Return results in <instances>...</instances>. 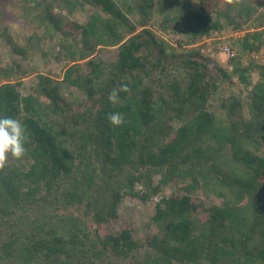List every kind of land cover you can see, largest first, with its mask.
<instances>
[{
    "label": "trees",
    "instance_id": "16d2710c",
    "mask_svg": "<svg viewBox=\"0 0 264 264\" xmlns=\"http://www.w3.org/2000/svg\"><path fill=\"white\" fill-rule=\"evenodd\" d=\"M208 3L15 0L33 28L19 42L0 5V36L20 60L63 62L55 78L0 57V116L28 137L0 166V264H264L263 56L235 55L229 69L198 44L233 27L241 51L258 52L264 6ZM127 199L155 201L144 237L133 221L112 229Z\"/></svg>",
    "mask_w": 264,
    "mask_h": 264
},
{
    "label": "rangeland",
    "instance_id": "374dc122",
    "mask_svg": "<svg viewBox=\"0 0 264 264\" xmlns=\"http://www.w3.org/2000/svg\"><path fill=\"white\" fill-rule=\"evenodd\" d=\"M15 0H1L0 5L3 6V9L7 10L10 15V19L6 20L5 24L8 26V34L12 36L17 42L21 41L23 37L28 36L32 31L33 28L29 23L24 22L21 20L20 10L17 8V6L14 4ZM261 5L264 6V0H256ZM219 3V5L222 6L224 4V0H210V4H207L208 9H210L212 6L211 3ZM198 4V3H197ZM58 12V10H57ZM76 20L83 22L87 18V13L85 11H77L74 14V17ZM66 21V20H65ZM233 27H229L227 31L221 35V39H223L224 43L230 42L231 46L233 47L235 53L237 56L242 55L243 51H241V45L239 42V38H241L242 34H235L233 32ZM209 41V39H207ZM213 40V39H212ZM219 40H214L211 44L215 45ZM199 45H202V48H206L209 43L206 41V39L201 40ZM51 49H53V52L55 51L56 44L55 42H50L48 45ZM118 52L117 47H110L106 48L101 53L105 58H112L114 54ZM0 57L2 58L4 63L13 62V61H19L21 59L20 55L15 53L13 51L12 45L8 42H6L5 38L0 36ZM244 60L245 63L250 61L251 57H248L244 54ZM216 60V62L223 66L227 67L229 69L232 68V65L229 64V61H227V57L223 53H217L215 57L213 58ZM22 66L24 69L28 70L30 67L37 63L42 69L48 71L50 69L54 75L55 78H61L62 77V66L63 62L59 59H56L53 56V59L49 64H46L45 60L41 55H36L34 59L30 62L26 60H20ZM257 72H253V77H257ZM36 76L30 75L26 78L25 84L26 86L22 88V92L26 94L28 92V87L35 81ZM225 85H227L225 88H228L227 90H231L235 93L236 96L240 98V100H244V96L246 95V91L243 90L242 93H238L235 90H233L231 87H234V85H228L226 82ZM65 96L69 98V95L67 94L68 89L64 88ZM230 92V93H231ZM244 114L248 117V113L245 111ZM169 192V189L166 191ZM264 200V199H263ZM155 212V201H151L148 204H144L140 202L138 199H127L124 200L119 205V220L113 222V230L115 232H120L122 228V223L126 221H133L136 227V236L137 237H144L148 231L152 228L151 224V217Z\"/></svg>",
    "mask_w": 264,
    "mask_h": 264
},
{
    "label": "clouds",
    "instance_id": "9594fccd",
    "mask_svg": "<svg viewBox=\"0 0 264 264\" xmlns=\"http://www.w3.org/2000/svg\"><path fill=\"white\" fill-rule=\"evenodd\" d=\"M233 32L239 35L245 34V31L233 30ZM218 42L219 44L220 43L228 44L234 51L230 42L224 43V41H221V40H219ZM217 44L218 43H216V45ZM263 49H264V44L259 51ZM244 54L248 57H251L247 53L244 52L243 56L241 55L243 60H244L243 58ZM235 55L237 54L235 53ZM231 59H227L230 65H232ZM259 59L261 60V57ZM263 60H264V55H263ZM108 99L112 104H116L119 99L118 91L116 89H113V91L109 94ZM107 119L113 126H119L124 122L123 115L120 112H110L107 116ZM27 139L28 137L26 134L25 126L19 120L13 117H10V116H0V166H2L6 162L9 156H12L15 158L22 157L26 152L25 145H26Z\"/></svg>",
    "mask_w": 264,
    "mask_h": 264
},
{
    "label": "built area",
    "instance_id": "2783aa9c",
    "mask_svg": "<svg viewBox=\"0 0 264 264\" xmlns=\"http://www.w3.org/2000/svg\"><path fill=\"white\" fill-rule=\"evenodd\" d=\"M206 41L209 43V45L206 48H202V51L211 57H215L217 53H223L227 57V59H231L233 56H235V52L232 50V48L228 44H222L218 43L217 45H212L213 42L210 37L205 38ZM204 39V40H205ZM209 39V41L207 40ZM251 57H262L264 55V49L261 51H253L252 53L248 54Z\"/></svg>",
    "mask_w": 264,
    "mask_h": 264
}]
</instances>
